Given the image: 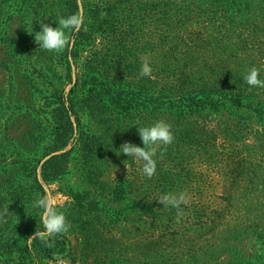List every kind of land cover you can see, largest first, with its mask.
<instances>
[{"label": "trees", "instance_id": "16d2710c", "mask_svg": "<svg viewBox=\"0 0 264 264\" xmlns=\"http://www.w3.org/2000/svg\"><path fill=\"white\" fill-rule=\"evenodd\" d=\"M71 1L70 14L80 13L78 0ZM82 1L84 23L72 33L73 48L68 44L64 51L69 80L72 57L78 69L77 81L67 98L64 90L60 93L51 112L54 137L48 153L64 149L74 138L72 115L77 127L82 125L80 116L101 118L106 109L114 112L119 123L129 126L137 117L138 122H145L148 115H166L164 121L171 127L173 140L161 147L157 154L160 162L168 163L174 155L178 161L206 157L215 161L217 157L228 169L229 175L222 180L180 175L163 182L165 193L193 190L195 197L199 194L206 198L203 190H222L211 194L209 199L215 198L220 204L216 209L212 202L207 205V221L201 225L206 234L204 264H264V42L257 44L254 34L245 30L257 17H264V0H109L105 8ZM119 11L124 19L119 17L116 22ZM140 14L146 18L158 15L157 37L166 34L170 40L158 44L160 61L150 64L148 75L140 74L142 63L132 50L126 58L129 64L122 67L123 63L116 61L131 42L142 43L132 40L136 30L141 29L135 19ZM101 31L112 36L102 47L95 41ZM166 44H173V51H165ZM137 46L131 49L140 54ZM251 68L256 69L258 83L250 86L242 74ZM82 136L80 133L86 156L91 152L92 157L101 156L96 146L98 136H87L86 140ZM69 154L52 157L43 164L45 181L62 173ZM31 175L37 198L44 196L36 169ZM73 199V210L64 212L71 225L69 230L76 231L83 252L96 250L108 235L102 228L104 209L87 192L75 193ZM161 208L158 202L155 209ZM168 209L167 215L174 212V216L175 208L169 205ZM174 232L166 240L149 242H144L140 234L143 243L136 250L142 246L148 255L152 248L162 252L167 246L175 249L185 235L182 230ZM69 245L65 233L46 239L36 237L31 244L24 239L22 244H15L14 250L13 241L8 239L0 245V263L13 259L17 247L16 251L22 249L19 260L39 264L54 253L66 252ZM188 246L181 244L173 264H199L201 249ZM138 256L136 251L130 264H143L137 261ZM92 263L84 260V264Z\"/></svg>", "mask_w": 264, "mask_h": 264}, {"label": "rangeland", "instance_id": "374dc122", "mask_svg": "<svg viewBox=\"0 0 264 264\" xmlns=\"http://www.w3.org/2000/svg\"><path fill=\"white\" fill-rule=\"evenodd\" d=\"M108 1L87 0V4H98L105 8ZM71 2V0H0V245L9 239L13 241L14 250L15 244H22V240L33 237L31 231L35 233L39 227L40 210L34 204L38 195L33 188L31 175L36 169L45 195L51 193L56 206L65 213L73 210L76 203L73 199L75 193L87 192L90 198L96 199L104 209L102 228L108 234L96 250L83 252L76 231L68 229L64 233L70 241L67 247L69 249L66 252L54 253L51 258L46 257L39 264H84V260L94 262L92 264L95 262L130 264L136 251L139 252L137 261L142 260L143 264H173L179 257L178 250L181 244L190 245L188 248L201 249L198 254L199 264H204L206 234L204 235L201 225L207 221L209 213L207 205L212 202L213 209H216L220 204L215 198L209 199L212 197L211 194L216 195L222 191L220 187L212 193L203 190V195L207 199L199 194L195 197L193 190L174 192L185 194V201L178 207L173 206L176 217L172 216L173 211L170 216L167 215L171 210L168 206L162 205L158 211L155 208L158 197L165 194L163 182L167 178L181 175L222 180L229 175L226 163L217 161V157L215 161L214 158L207 157L180 158L178 161V156L174 155L175 157H170L168 163L163 164L157 159L159 158L157 154L165 145L158 144L153 157L156 169L154 174L148 177L143 172L142 161L128 158L127 154H119L118 148L124 142L143 146L136 126L150 125L158 120L164 121L166 115H148L145 122L143 119L138 122L137 117L134 125L129 126V123H119L114 112L106 109L107 116L103 115L101 118H93L92 115L80 116L82 120L80 127H77L75 116L72 115L74 138L64 149L48 153V144L52 143L54 137L51 112L59 100L60 93L64 90L67 98L77 81V65L70 57L72 71L70 81L64 56L68 44L73 48L75 38L72 35L73 31L66 29L68 36L66 46L59 51H49L39 48L34 33L41 30L43 21L55 27L56 18L71 15ZM78 5L83 15V1L78 0ZM157 16L152 14V18H146L144 14H140L135 18L136 25L141 26V29L136 30L137 34L132 40L142 42L136 44L140 47L137 49L140 54L131 49V46L136 47L131 42V45L122 49L121 56L116 58V61L123 63L122 67L129 64L126 58L130 50L135 54L138 63H143L145 59L143 54H146L149 64L160 61L158 44L170 40H167L166 34L158 39ZM119 17L121 20L124 19L120 11L116 22ZM253 24L245 30L253 33L256 43L260 44L264 42V17H257ZM123 30L119 31L125 32ZM109 39H112V36L108 31H101L95 37L96 44L100 47L107 44ZM173 49V44H166L164 50ZM80 133L83 140L94 134L98 136L96 146L101 150V156L92 157L93 152L86 156L83 141L79 138ZM114 148L115 152L112 154ZM222 148L219 151H222ZM67 152L70 154L63 165L62 173L52 181H45L42 176L43 164L50 158ZM162 212L165 214L162 215ZM175 230H182V235H185L183 241L177 242V248L167 246L168 249L163 252L152 248L153 251L148 252V255L146 252L143 253L142 246L136 250L138 244L143 243L140 234L145 237L144 242L162 241L174 235ZM34 238L36 237L31 239V243ZM170 243L171 241L168 242ZM16 250L13 259L6 264H27L23 258L20 260L18 258L22 249Z\"/></svg>", "mask_w": 264, "mask_h": 264}, {"label": "clouds", "instance_id": "9594fccd", "mask_svg": "<svg viewBox=\"0 0 264 264\" xmlns=\"http://www.w3.org/2000/svg\"><path fill=\"white\" fill-rule=\"evenodd\" d=\"M56 22L57 26L54 27L43 21L41 23V30L35 31V41L39 44L40 49L49 51L62 50L68 43V36L65 30H79L84 23V17L81 13H76L68 16H60L56 18ZM150 71L149 61L145 58L140 68V74L148 75ZM256 77L257 72L255 68H251L242 74V79L250 86L258 83ZM136 128L143 146L131 142H124L118 148L119 154H127L128 158L132 157L135 160L142 161L144 174L151 177L156 169V162L153 159L156 146L158 144H170L173 140V133L170 125L163 120H158L150 125L136 126ZM184 201V193H165L158 197V202L163 206L171 205L178 207ZM34 204L40 210V218L39 227L33 237L41 239L52 238L57 234L67 232L71 227L64 211L56 206L51 193L37 198ZM33 237L28 238L29 243H31Z\"/></svg>", "mask_w": 264, "mask_h": 264}]
</instances>
